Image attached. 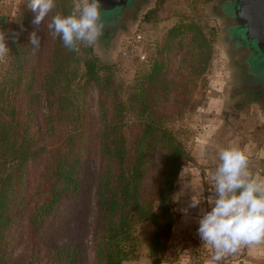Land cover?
Masks as SVG:
<instances>
[{
    "label": "trees",
    "instance_id": "obj_1",
    "mask_svg": "<svg viewBox=\"0 0 264 264\" xmlns=\"http://www.w3.org/2000/svg\"><path fill=\"white\" fill-rule=\"evenodd\" d=\"M187 26L169 34L188 35ZM195 30L201 44L189 42L178 79L167 81L164 63L154 60L131 98L133 120L96 58H85L79 74L77 52L54 37L39 72L26 67L29 51H18L16 78L0 85V264H89L88 250L92 264H123L137 258L133 234L147 221L156 227L150 258L160 263L173 223L169 204L187 160L167 125L192 107L174 92L195 86L210 60L208 52L203 57L208 42ZM91 86L97 115L87 109ZM172 107L177 114L163 111Z\"/></svg>",
    "mask_w": 264,
    "mask_h": 264
},
{
    "label": "rangeland",
    "instance_id": "obj_2",
    "mask_svg": "<svg viewBox=\"0 0 264 264\" xmlns=\"http://www.w3.org/2000/svg\"><path fill=\"white\" fill-rule=\"evenodd\" d=\"M229 1L231 0H134L131 9L123 11L122 16L116 21L111 18L103 20L104 28L114 26L113 32L104 35L102 31L94 44L80 45L77 52L79 74L83 70L82 63L85 58H96L97 62L104 66L100 74L112 75L117 92L125 101V106L133 120L135 111L130 102L131 98L136 94L139 83L146 82L154 60H161L164 63L163 70L167 81L178 79L177 75L182 69V60L187 53V47L193 46L189 45V42L196 39L197 43H200V35L195 28L202 31L208 42L203 45V57L207 52L210 53L207 69L198 76L195 86L173 91L174 97L177 95L188 99L192 107L190 109L187 107L179 119L167 125L187 154L183 166L193 161L187 147L198 136L200 137L203 126L209 119L210 97L218 98L219 95L224 94L232 103L238 96L235 94L244 80H249L246 84L247 88L264 86V69H259L255 63L247 64L248 57L243 60L245 68L242 63L243 49L235 47V42L227 36V30L233 26V20L221 6ZM56 3L59 6L53 9L44 22L36 25L33 23L36 13L28 8L29 0H0V9L5 13L4 18L9 19L3 31L6 33V45L10 49V52L0 59V85L16 78V67L23 63V60L20 63L16 61L18 51L21 49H27L31 54L28 56L30 59L26 67L42 72L48 48L55 41L47 24L56 9L60 12L62 8L63 13L71 12L73 7V0H56ZM183 25H190L185 28L188 35L173 37L174 33L169 34L174 28ZM32 33H35L40 41L36 47L30 40ZM205 45L208 46L205 48ZM140 55L144 56L143 60L140 59ZM157 93L158 95L154 94L156 98L160 97V92ZM80 95L81 92L77 97ZM98 97V91L91 86L87 91V109L94 115H97L98 111ZM163 111L177 114L179 110L172 107ZM44 114L45 110L42 108L41 115ZM90 170L91 184L97 173V161L93 162ZM177 183L178 179L169 204L170 213L172 205L178 202L175 195L176 193L179 195L176 190ZM149 228L155 233L156 227L149 221L135 228L133 235L139 242L137 258L126 260L123 264H154L150 258V248L148 251L144 245L146 238L144 234ZM165 250L157 256L156 260H159V264ZM87 258L88 263L92 264L93 254L89 250Z\"/></svg>",
    "mask_w": 264,
    "mask_h": 264
},
{
    "label": "clouds",
    "instance_id": "obj_3",
    "mask_svg": "<svg viewBox=\"0 0 264 264\" xmlns=\"http://www.w3.org/2000/svg\"><path fill=\"white\" fill-rule=\"evenodd\" d=\"M28 8L36 13L33 23L40 25L56 8V0H29ZM100 0H73L67 15L57 12L47 24L71 52L80 45L94 44L104 29ZM39 45L35 33L30 36ZM6 33L0 30V59L10 52ZM218 163L210 175L212 195L207 198L211 210L198 220V235L212 250L209 264H220L227 255L244 246L264 243V177L253 176L249 157L238 143H229L217 151ZM201 193L192 197V207L201 202Z\"/></svg>",
    "mask_w": 264,
    "mask_h": 264
},
{
    "label": "crops",
    "instance_id": "obj_4",
    "mask_svg": "<svg viewBox=\"0 0 264 264\" xmlns=\"http://www.w3.org/2000/svg\"><path fill=\"white\" fill-rule=\"evenodd\" d=\"M0 9V29L8 25ZM246 72V70H245ZM238 87L237 97L230 103L221 94L208 102V121L200 137L188 144L192 162L182 167L177 183L178 202L172 205L173 223L168 247L161 256V264H187L192 244L199 239L200 216L211 210L207 198L212 195L210 175L214 171L217 151L229 143H238L249 157L253 176L264 177V86ZM233 101V100H232ZM201 193V202L192 207V197ZM240 264H264V243L248 246Z\"/></svg>",
    "mask_w": 264,
    "mask_h": 264
},
{
    "label": "water",
    "instance_id": "obj_5",
    "mask_svg": "<svg viewBox=\"0 0 264 264\" xmlns=\"http://www.w3.org/2000/svg\"><path fill=\"white\" fill-rule=\"evenodd\" d=\"M100 3L102 19L116 21L123 11L131 9L134 0H100ZM225 13L233 20L230 40L235 42V47L248 51L247 64L255 63L259 69H264V0H231ZM175 195L178 199V193ZM153 234L151 228L144 234L148 251Z\"/></svg>",
    "mask_w": 264,
    "mask_h": 264
},
{
    "label": "built area",
    "instance_id": "obj_6",
    "mask_svg": "<svg viewBox=\"0 0 264 264\" xmlns=\"http://www.w3.org/2000/svg\"><path fill=\"white\" fill-rule=\"evenodd\" d=\"M140 59L143 60L144 56L140 55ZM247 249L248 246H244L238 252L225 256L220 264H240L247 254ZM212 255V250L205 246L199 237L191 246L187 264H209Z\"/></svg>",
    "mask_w": 264,
    "mask_h": 264
},
{
    "label": "flooded vegetation",
    "instance_id": "obj_7",
    "mask_svg": "<svg viewBox=\"0 0 264 264\" xmlns=\"http://www.w3.org/2000/svg\"><path fill=\"white\" fill-rule=\"evenodd\" d=\"M230 3V1L229 2H224L223 4H222V8L225 10L226 8H227V5ZM225 12V11H224ZM230 29L231 28H228V30H227V36H228V38L230 39V37H229V32H230ZM242 52L244 53V58H242V63H243V60H245L247 57H248V51H246V50H242ZM243 65H244V67L246 68V65L243 63ZM235 93V92H234Z\"/></svg>",
    "mask_w": 264,
    "mask_h": 264
}]
</instances>
